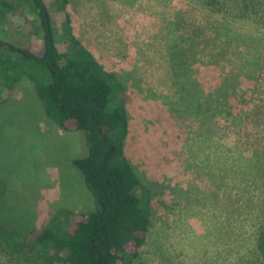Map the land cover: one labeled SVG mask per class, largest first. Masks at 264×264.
Returning <instances> with one entry per match:
<instances>
[{"label":"rangeland","instance_id":"1","mask_svg":"<svg viewBox=\"0 0 264 264\" xmlns=\"http://www.w3.org/2000/svg\"><path fill=\"white\" fill-rule=\"evenodd\" d=\"M2 1L16 6L0 10L3 30L39 49L27 5ZM47 1L58 42L68 13L75 37L125 87V153L151 192L153 224L139 256L120 264H264V168L242 158L264 150V0H247V10L244 0L221 9L205 0H68L65 11L62 0ZM175 45L181 74L198 81L192 91L175 86ZM197 96L211 115L204 138L182 122ZM86 150L82 131L46 116L31 80L0 103V264H53L35 237L58 213L66 226L94 209L72 163Z\"/></svg>","mask_w":264,"mask_h":264},{"label":"trees","instance_id":"2","mask_svg":"<svg viewBox=\"0 0 264 264\" xmlns=\"http://www.w3.org/2000/svg\"><path fill=\"white\" fill-rule=\"evenodd\" d=\"M19 2L27 5L23 12L25 23L32 28L29 32L39 36L41 46L33 49L12 40L3 30L8 29L6 19L0 17V103L7 102L20 80L27 78L34 83L48 118L63 130L82 131L87 150L72 163L82 173L94 202L92 211L72 215L66 226L60 221V213L56 214L35 237V244L42 247L47 261L53 264L126 263L139 256L153 224V211L151 192L125 153L130 131L122 94L125 87L75 37L68 13L59 23L65 36L59 43L48 1ZM205 2L215 9L224 5L223 0ZM243 2L249 9V1ZM67 3L62 0L61 11H65ZM15 8L0 0L1 11ZM177 48L170 47L175 86L189 92L193 85L198 87V81H192L190 70L181 74L183 65L176 58L181 51ZM184 114L185 127H196L200 138L210 135L211 115L200 96L186 104ZM242 158L264 168V150L256 151L251 159ZM258 249L264 258V227L259 230Z\"/></svg>","mask_w":264,"mask_h":264}]
</instances>
